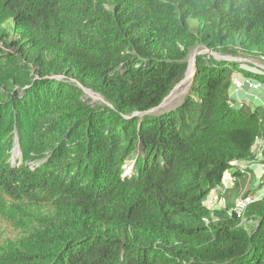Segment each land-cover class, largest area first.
<instances>
[{
  "label": "trees",
  "instance_id": "16d2710c",
  "mask_svg": "<svg viewBox=\"0 0 264 264\" xmlns=\"http://www.w3.org/2000/svg\"><path fill=\"white\" fill-rule=\"evenodd\" d=\"M0 44V201L29 227L0 264H264V198L246 226L203 206L263 133L238 64L197 55L133 117L195 48L264 58V0H0Z\"/></svg>",
  "mask_w": 264,
  "mask_h": 264
},
{
  "label": "rangeland",
  "instance_id": "374dc122",
  "mask_svg": "<svg viewBox=\"0 0 264 264\" xmlns=\"http://www.w3.org/2000/svg\"><path fill=\"white\" fill-rule=\"evenodd\" d=\"M193 50L188 54L187 62H188L189 57L192 54ZM197 50L201 51L203 49L197 48ZM216 54L220 55L219 53H216ZM237 56H239V57H231V56H229V57L236 59V64H238V67H242V68L246 69V74L250 75L251 77H255V75L248 74L247 69L249 67H251L252 63L264 65L263 63L259 62L258 60H255L258 58L260 60V57H258V58L249 57L248 58V57H246L240 53H238ZM224 57H227V56H224ZM246 60H249V61H246ZM249 62H251V63L249 64ZM257 74L262 75L263 73L259 71V73H257ZM87 98L91 99L92 101H97L95 99V97L92 95H90ZM182 99H180V101L175 106H173L172 108H175L176 106H178ZM11 146H12L11 158L20 159L21 158V152H20V147H19V144L17 142L16 136H14L13 143L11 144ZM253 150H255V148ZM252 160H254V159L252 158ZM262 162L264 163V157H263ZM251 180H252V178H251ZM251 180L249 179V181L246 182L247 181V179H246V180H244V183H241L240 185L235 184L234 188L231 189L232 191H230V193L227 191L229 198L236 200L242 194L247 195V194L255 193L257 191L256 188L261 190L263 185L262 186H260V185H261V183L263 184L264 181H262V179L259 180V182L255 186V188L253 187V190H250V188L253 186L251 183ZM227 192H225V193L227 194ZM226 194H224V196H222V198L225 200V202H227L226 201ZM22 203L23 202L20 200L19 201H9L8 199H4V198L0 201V258L5 256V255L10 254L12 251L15 250V247H16L15 240H16V238L20 237L19 235H22L20 233V231H21L20 229H28L29 228L28 225H25L22 223V222H27L26 214L23 211ZM228 207L230 210V208L233 207V204L232 205L230 204ZM242 224H243V226H246L245 218L242 219Z\"/></svg>",
  "mask_w": 264,
  "mask_h": 264
},
{
  "label": "crops",
  "instance_id": "0c3cea01",
  "mask_svg": "<svg viewBox=\"0 0 264 264\" xmlns=\"http://www.w3.org/2000/svg\"><path fill=\"white\" fill-rule=\"evenodd\" d=\"M255 60H258L259 62L264 64V58L262 57H260V60L259 58ZM246 61H249V60H246ZM250 63L251 62H249V64ZM249 68L247 69L248 74L255 75V77H258V80L255 77H251L250 75H247L246 69L242 67H238V69L231 76L228 94L232 100V104L234 107L240 108L242 106H245L252 110L259 109L260 111L264 113V65L252 63L251 67ZM259 71L262 72L263 74L262 75L257 74L259 73ZM259 79L261 80L259 81ZM250 81L259 82L260 87L257 90L250 89L247 86V82H250ZM233 82L242 83V86L239 89H237L234 87ZM262 127H263V133H262V136L259 138V141H260V144H262L264 148V121L262 122ZM240 164L245 165L244 163H240ZM243 169H244V174H241L239 177L236 178L235 184L240 185L241 183H244V180L247 179L246 182H248L249 179L251 180L252 178L251 183L253 186L250 188V190H253V187L255 188L259 180L262 179V181H264V163L263 162L252 163V161H249L247 162V166L243 167ZM256 190L260 191V189L258 188H256ZM230 191L232 190H228L229 193ZM228 192L227 194L225 193L226 201H227L226 206H229L230 204L231 205L234 204V201H235V199L229 198Z\"/></svg>",
  "mask_w": 264,
  "mask_h": 264
},
{
  "label": "built area",
  "instance_id": "2783aa9c",
  "mask_svg": "<svg viewBox=\"0 0 264 264\" xmlns=\"http://www.w3.org/2000/svg\"><path fill=\"white\" fill-rule=\"evenodd\" d=\"M233 85L235 88L239 89L242 86V83L239 82H233ZM247 86L250 89L257 90L260 87L259 82H247ZM255 148V150H253ZM263 152L264 148L263 145L260 144L259 138L256 139L254 146L252 148V156L254 160H251L252 163H261L263 161ZM245 165H241L240 163H232V167L234 170H237L240 174H244L243 167L247 166V163H244ZM236 178L229 172H226L222 177L221 184L216 187L211 193L208 195V197L203 202V206L210 212H215L219 210H225L226 209V202L222 198V196L225 194L226 191L231 190L235 186ZM263 187L260 191H256L253 194H242L240 195L233 204V207L228 210V214H235L236 217L240 218L241 221L244 218L245 211L249 205L252 203L264 198V183L262 184ZM207 224V222H205Z\"/></svg>",
  "mask_w": 264,
  "mask_h": 264
},
{
  "label": "water",
  "instance_id": "95a60500",
  "mask_svg": "<svg viewBox=\"0 0 264 264\" xmlns=\"http://www.w3.org/2000/svg\"><path fill=\"white\" fill-rule=\"evenodd\" d=\"M197 50V48L196 49H194L193 50V52L194 51H196ZM197 55H207L208 57H213L214 59H216V60H224V61H228V62H235L236 63V59H233V58H231V57H229V56H227V57H224V56H221V55H218V54H216V53H214V52H212V51H210V50H207V49H203V50H201V51H199L198 53H197ZM188 57V56H187ZM195 58H196V56H195ZM188 64H187V69H186V71H185V73H184V77H183V79L172 89V91L169 93V95L165 98V99H163V101L157 106V107H155V108H153V109H150V110H148V111H146V112H144V113H135V114H133V117H142V116H145V115H155V114H159V113H161L162 111H164V107H165V103H166V101H167V99L170 97V95L177 89V88H179L182 84H183V82H184V80H185V76H186V74H187V70H188V66H189V60H188V62H187ZM195 64H196V59H194V61H193V67H194V70H193V76H194V74H195V69H196V67H195ZM193 76H192V78H193ZM59 77H57V79H58ZM80 87V86H79ZM188 88H189V85H188ZM187 91H188V89H187ZM83 92H84V94H85V98L86 97H89L90 95H92V96H94L95 97V99L97 100V101H101V102H103V100H102V98L99 96V95H97V94H94V93H92L91 91H89V90H87V89H83ZM187 93V92H186Z\"/></svg>",
  "mask_w": 264,
  "mask_h": 264
},
{
  "label": "bare ground",
  "instance_id": "6f19581e",
  "mask_svg": "<svg viewBox=\"0 0 264 264\" xmlns=\"http://www.w3.org/2000/svg\"><path fill=\"white\" fill-rule=\"evenodd\" d=\"M198 52H199L198 50L194 51L190 55V57H189V66H188L187 74L185 76V80H184L183 84L179 88H177L170 95V97L167 99V101L165 103L164 110L172 108L173 106H175L180 101V99L183 98V96H185V94L187 92V89H188V85H189V83H190V81L192 79V76H193V70H194L193 61L195 59V56H197Z\"/></svg>",
  "mask_w": 264,
  "mask_h": 264
}]
</instances>
